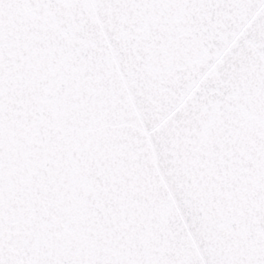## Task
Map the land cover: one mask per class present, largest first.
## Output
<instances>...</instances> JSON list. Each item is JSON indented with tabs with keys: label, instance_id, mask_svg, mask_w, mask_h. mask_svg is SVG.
Returning <instances> with one entry per match:
<instances>
[{
	"label": "water",
	"instance_id": "water-1",
	"mask_svg": "<svg viewBox=\"0 0 264 264\" xmlns=\"http://www.w3.org/2000/svg\"><path fill=\"white\" fill-rule=\"evenodd\" d=\"M0 264H264V0H0Z\"/></svg>",
	"mask_w": 264,
	"mask_h": 264
}]
</instances>
